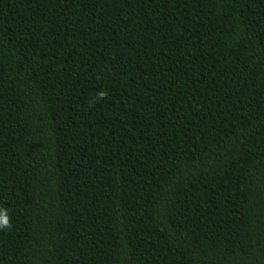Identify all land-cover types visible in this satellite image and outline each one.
Masks as SVG:
<instances>
[{
  "label": "trees",
  "instance_id": "obj_1",
  "mask_svg": "<svg viewBox=\"0 0 264 264\" xmlns=\"http://www.w3.org/2000/svg\"><path fill=\"white\" fill-rule=\"evenodd\" d=\"M0 208V264H264V0H0Z\"/></svg>",
  "mask_w": 264,
  "mask_h": 264
},
{
  "label": "clouds",
  "instance_id": "obj_2",
  "mask_svg": "<svg viewBox=\"0 0 264 264\" xmlns=\"http://www.w3.org/2000/svg\"><path fill=\"white\" fill-rule=\"evenodd\" d=\"M107 93L104 90L96 93V96L89 101V105L92 106L95 102L104 98ZM12 227L10 216L8 215L7 209L0 208V230L10 229Z\"/></svg>",
  "mask_w": 264,
  "mask_h": 264
}]
</instances>
